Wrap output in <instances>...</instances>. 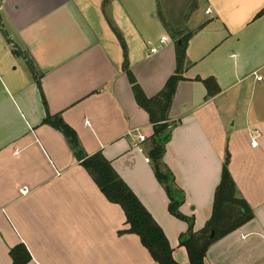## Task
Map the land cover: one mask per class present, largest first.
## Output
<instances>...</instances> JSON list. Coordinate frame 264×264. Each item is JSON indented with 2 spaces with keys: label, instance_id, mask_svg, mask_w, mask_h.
I'll use <instances>...</instances> for the list:
<instances>
[{
  "label": "crops",
  "instance_id": "obj_1",
  "mask_svg": "<svg viewBox=\"0 0 264 264\" xmlns=\"http://www.w3.org/2000/svg\"><path fill=\"white\" fill-rule=\"evenodd\" d=\"M201 1L0 0V264H14L19 244L27 264H159L82 165L98 152L161 225L175 260L190 263L180 245L189 223L169 211L148 154L153 124L129 76L148 98L160 94L178 74L183 38L163 156L184 192L180 211L205 227L229 153L254 217L216 239L205 263L264 264V0ZM59 117L82 158L51 124Z\"/></svg>",
  "mask_w": 264,
  "mask_h": 264
},
{
  "label": "trees",
  "instance_id": "obj_2",
  "mask_svg": "<svg viewBox=\"0 0 264 264\" xmlns=\"http://www.w3.org/2000/svg\"><path fill=\"white\" fill-rule=\"evenodd\" d=\"M186 42L187 39L183 38L181 43L177 42L176 44L178 74H174L168 79L166 87L157 96L148 98L130 73L129 76L134 85L133 90L137 101L141 107L149 112L150 121L153 124L154 133L148 145V154L155 174L169 197V211L179 219L189 223L188 231L180 236V245L185 246L188 251L189 264H206L205 257L211 244L216 239L250 221L254 217V213L249 203L239 196L237 184L229 169V153L225 158L222 178L215 192L213 214L205 227L195 231L194 219L185 216L180 211V206L185 201L184 192L179 188L171 169L163 161V156L171 128L167 113L177 83L182 79ZM206 83L210 88L213 80H207ZM51 124L66 135L77 156L82 158L83 151L75 131L65 124L60 117L52 121ZM81 160L82 165L109 201L119 204L125 211L127 224L129 225L127 232L138 235L153 259L159 264H180L173 257V248L161 225L115 170L112 163L100 152ZM213 230L216 232L215 236L211 235ZM11 255L14 264H27L31 260V255L24 244L15 246L11 250Z\"/></svg>",
  "mask_w": 264,
  "mask_h": 264
},
{
  "label": "built area",
  "instance_id": "obj_3",
  "mask_svg": "<svg viewBox=\"0 0 264 264\" xmlns=\"http://www.w3.org/2000/svg\"><path fill=\"white\" fill-rule=\"evenodd\" d=\"M212 11V9L211 8H208L207 9V13H210ZM168 38L166 37V36H163L162 38H161V40H160V43L161 44H164L165 42H166V40H167ZM159 48H160V46H153L152 48H150V53L149 54H153V53H157L158 52V50H159ZM262 78H263V76H257V79L258 80H262ZM138 139L142 142V141H145L146 140V136L145 135H139L138 136ZM251 139H252V145L253 146H256V145H258V142H257V140H256V134H252L251 135Z\"/></svg>",
  "mask_w": 264,
  "mask_h": 264
},
{
  "label": "rangeland",
  "instance_id": "obj_4",
  "mask_svg": "<svg viewBox=\"0 0 264 264\" xmlns=\"http://www.w3.org/2000/svg\"><path fill=\"white\" fill-rule=\"evenodd\" d=\"M206 0H203V1H201L200 2V5H202L203 7L205 6V4H206ZM202 12H203V10H202ZM201 11H200V15H202L203 13H202ZM176 26H179V24H175V27ZM170 27V29L171 30H174V31H178L177 29H175L174 27H172V26H169ZM180 27V26H179ZM183 28H179V31H181V32H183V33H185V32H187L188 30H184L185 29V26L183 25L182 26ZM189 32V31H188ZM150 50V49H149ZM27 66L29 67V65L27 64ZM240 108L242 109V106H240ZM243 111V110H242ZM244 114V113H243ZM244 117H245V114H244ZM243 117V121H245V118ZM240 120H242V119H239L238 121H240ZM233 121H234V119L232 120V123H233Z\"/></svg>",
  "mask_w": 264,
  "mask_h": 264
},
{
  "label": "water",
  "instance_id": "obj_5",
  "mask_svg": "<svg viewBox=\"0 0 264 264\" xmlns=\"http://www.w3.org/2000/svg\"><path fill=\"white\" fill-rule=\"evenodd\" d=\"M215 233H216V232L213 230L212 233H211V235H212V236H215Z\"/></svg>",
  "mask_w": 264,
  "mask_h": 264
}]
</instances>
